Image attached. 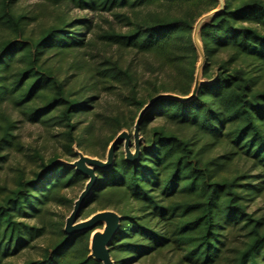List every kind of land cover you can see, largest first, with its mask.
<instances>
[{"label":"trees","instance_id":"obj_1","mask_svg":"<svg viewBox=\"0 0 264 264\" xmlns=\"http://www.w3.org/2000/svg\"><path fill=\"white\" fill-rule=\"evenodd\" d=\"M37 1L0 0V264H102L89 256L92 231L63 230L87 181L69 165L75 148L105 159L155 96L190 94L193 27L220 2ZM223 1L200 28L196 97L160 98L140 120L137 160L119 146L112 167L96 169L79 216H121L115 264H264V0ZM22 123L46 141L24 145Z\"/></svg>","mask_w":264,"mask_h":264},{"label":"water","instance_id":"obj_2","mask_svg":"<svg viewBox=\"0 0 264 264\" xmlns=\"http://www.w3.org/2000/svg\"><path fill=\"white\" fill-rule=\"evenodd\" d=\"M219 2L220 7L218 9L200 16L193 27L192 41L198 54V62L196 64L194 82L190 94L181 96L174 93H160L155 96L139 111L135 119L132 133H129L127 130H122L110 142L105 159L89 156L75 148L77 158L69 163V165L76 171L82 173L87 178V181L78 197L73 201L69 215L65 217L63 230L69 237L80 232L92 231L89 256L102 264H115L110 255L109 246L120 228L121 216L112 209H105L93 213L86 219H80L79 213L81 208L97 181L96 169H101L103 171L109 170L114 162L115 151L120 145H123L125 159L128 162H135L137 160L141 145L144 142V138L140 135L139 131L140 120L144 112L160 98H173L181 102H187L196 97L200 86L206 83L202 77L206 59L199 38V32L206 20L212 18L223 9L224 1L219 0ZM100 225H102V230L98 229Z\"/></svg>","mask_w":264,"mask_h":264},{"label":"rangeland","instance_id":"obj_3","mask_svg":"<svg viewBox=\"0 0 264 264\" xmlns=\"http://www.w3.org/2000/svg\"><path fill=\"white\" fill-rule=\"evenodd\" d=\"M38 1L37 0H19V6L23 7L27 10H34L37 9ZM70 14L72 16L75 17H82V16H88L89 18H93V20L95 21V23L98 25H100L101 27L104 28H108L109 27V22H111L112 26H114L115 28L119 29L120 25L113 19V17L108 16L107 14H103V15H99V14H95V13H90L87 11H81L75 8H70ZM208 21V20H206ZM102 49H104V47L102 46ZM106 52L107 53H111V49L110 48H106ZM102 102L104 103V105L108 104L109 102H112V98L108 97V96H104L102 99ZM19 129L17 130V135L20 139V141L24 144V145H39L42 144L43 142H45L46 140V131L43 129L42 126L40 125H33V124H29V123H22L19 125ZM48 147H51V143H47ZM123 146V145H120ZM16 154L12 153L10 156V161H14ZM90 156V155H89ZM6 168L2 171V176L6 173ZM79 191H76L73 195H75V199L78 197L79 195ZM71 211V210H70ZM70 211L65 212L68 216ZM98 229L102 230V225H100V227H98Z\"/></svg>","mask_w":264,"mask_h":264}]
</instances>
